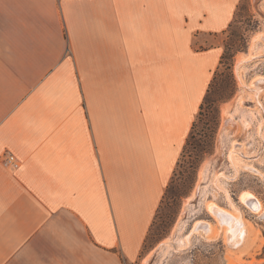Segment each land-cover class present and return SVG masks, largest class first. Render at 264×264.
I'll list each match as a JSON object with an SVG mask.
<instances>
[{
    "label": "crops",
    "instance_id": "0c3cea01",
    "mask_svg": "<svg viewBox=\"0 0 264 264\" xmlns=\"http://www.w3.org/2000/svg\"><path fill=\"white\" fill-rule=\"evenodd\" d=\"M241 1L0 0V264L140 259Z\"/></svg>",
    "mask_w": 264,
    "mask_h": 264
},
{
    "label": "rangeland",
    "instance_id": "374dc122",
    "mask_svg": "<svg viewBox=\"0 0 264 264\" xmlns=\"http://www.w3.org/2000/svg\"><path fill=\"white\" fill-rule=\"evenodd\" d=\"M218 44L239 50L218 69L224 99L213 95L215 103L197 119L140 259L125 264H264V214L241 201L251 193L264 206V0H242L225 34L194 40L202 49ZM210 204L247 221L252 231L245 245L228 242ZM200 221L209 222L216 237L196 231Z\"/></svg>",
    "mask_w": 264,
    "mask_h": 264
},
{
    "label": "bare ground",
    "instance_id": "6f19581e",
    "mask_svg": "<svg viewBox=\"0 0 264 264\" xmlns=\"http://www.w3.org/2000/svg\"><path fill=\"white\" fill-rule=\"evenodd\" d=\"M241 201L243 202L244 205L247 206V208H249V210L252 213H254L256 215L264 214V206H263L262 202L253 194L244 193L241 197ZM208 208L210 209V212L213 215H215V217L217 218L219 223L225 228L226 231H224V232L225 233L227 232L228 242L232 246H235V248H236L240 245L246 244L245 242H246V240H248L247 237L249 236V233L252 230H251L250 225L247 223V221L244 220L241 217V215H239V213H234L230 210H226V209L219 207V206H216L214 204H210L208 206ZM234 211H235V209H234ZM195 229H196V231L197 230L200 232L202 231L203 235H205L206 238H211L212 235L214 234L213 233L214 227L209 222L200 221V223L197 224V228H195ZM214 237H216V236H214ZM243 243H245V244H243Z\"/></svg>",
    "mask_w": 264,
    "mask_h": 264
},
{
    "label": "trees",
    "instance_id": "16d2710c",
    "mask_svg": "<svg viewBox=\"0 0 264 264\" xmlns=\"http://www.w3.org/2000/svg\"><path fill=\"white\" fill-rule=\"evenodd\" d=\"M240 6H241V3L239 5V7H238L237 13L239 11ZM237 13L235 15V19H236ZM235 19H234L233 23L235 22ZM233 23L229 26V28L232 27ZM232 48L233 47L231 46V47H227L224 50V52L222 54V57H221V60H220V65L219 66H221V65L226 66L227 65V60H229V57H232V59H233L237 55L239 50H233ZM218 69H219V67H218ZM218 69L214 73V77H213V79H212V81H211V83L209 85V88L207 90L206 96H205V98H204V100H203V102H202V104L200 106V111H199V114L197 116V119H199V120H201V118L203 117L205 109L208 108L209 106H211L213 103H215V100H212L213 95L217 94V95L220 96L219 99H218L219 102L223 101V99H224V97H222L223 94H224V88L223 87H218V80H219V77H220V73L218 72ZM197 119L193 123L192 131H191V134H190V136H189V138L187 140V143L185 145L184 151L186 150V147L189 145L191 139H193L194 136H195V131H196V128H197ZM178 165H179V163H178ZM175 173H176V171H175ZM174 176H175V174H174Z\"/></svg>",
    "mask_w": 264,
    "mask_h": 264
},
{
    "label": "built area",
    "instance_id": "2783aa9c",
    "mask_svg": "<svg viewBox=\"0 0 264 264\" xmlns=\"http://www.w3.org/2000/svg\"><path fill=\"white\" fill-rule=\"evenodd\" d=\"M9 160H10V161H13V160H14V157L11 156V157L9 158ZM15 167H17V165H15Z\"/></svg>",
    "mask_w": 264,
    "mask_h": 264
}]
</instances>
